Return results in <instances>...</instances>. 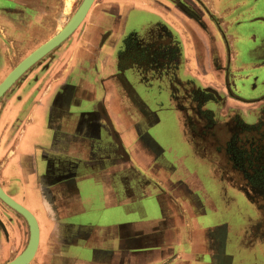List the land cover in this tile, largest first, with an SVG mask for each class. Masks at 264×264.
I'll return each mask as SVG.
<instances>
[{"label": "crops", "instance_id": "0c3cea01", "mask_svg": "<svg viewBox=\"0 0 264 264\" xmlns=\"http://www.w3.org/2000/svg\"><path fill=\"white\" fill-rule=\"evenodd\" d=\"M202 2L214 10L212 0ZM129 5L107 0L103 11L86 14L80 29L52 48L11 94L0 96V186L33 213L39 227L29 264H264V234L256 237L226 219L224 207L232 203L221 205V181L228 178L252 200L235 176H221L220 144L211 146L208 132L191 126L202 109L215 118L214 106L224 113L234 100L264 105V93L245 99L231 89L241 67L231 65L237 54L229 42L238 37L218 31L200 5L193 6L202 26L176 8L189 29L196 71L205 76L180 80L181 48L167 28L168 64L120 56ZM246 11L233 18L262 27L249 36L256 42L257 34L264 36V2ZM64 15V0H0V36L30 47L60 31ZM3 47L1 41L0 53ZM162 80L167 102L152 84ZM209 147L217 159L204 158ZM5 205L0 223L9 227H0V249L15 251L22 240L28 243L29 227ZM20 221L24 227H17ZM232 233L241 235L239 250L258 248L260 256L235 261L226 255ZM15 255L2 252L1 259Z\"/></svg>", "mask_w": 264, "mask_h": 264}, {"label": "rangeland", "instance_id": "374dc122", "mask_svg": "<svg viewBox=\"0 0 264 264\" xmlns=\"http://www.w3.org/2000/svg\"><path fill=\"white\" fill-rule=\"evenodd\" d=\"M64 1L65 19L61 22V25L66 24V22L70 19V17L78 9L79 5L82 2V0H67V3L66 0ZM128 1L130 3L129 6L131 9L129 10V19L126 23L127 26L125 27L126 34H129L133 31L137 32L140 35L153 30L155 28V25L159 23H161L162 26L166 25V28L173 33L175 39L179 42L181 48V63L179 69L175 74L179 77L180 80L184 81L188 79H198L200 78V76L203 77L204 74H198L196 71L195 63L197 61V58L195 56V48L193 46V42H189L192 49H190L188 46V42L186 39L188 36L186 35V33L188 34L189 29H187L180 17L177 16V12H175L176 8L180 9V5L177 2L174 3V1L176 0H170V2H172L174 5H171L168 2L169 0ZM181 1L182 0H180V2ZM237 1L239 0H212L214 10H209L201 0L200 3L202 6H200V10L202 12L204 11L203 13H206V17L212 22V24L218 31L221 29L224 34L238 37L236 38V40H231V44L229 42L232 56L234 52L237 54L236 58H234V56L231 57V65L234 63L235 67H241L240 71L233 73L235 76H237V79H234L236 87L232 86L231 89L235 92L236 95L238 94L239 97L250 99L258 94L264 93V68H256L258 66L264 67V63L261 64V62L264 61V36L260 35L263 36L260 37L257 34L259 39L256 42L251 41L249 38L250 34L253 32H260L262 27H257L256 25H254L256 27L255 28L254 26H251L245 21H242L241 24L235 23L236 21L233 18V15H236L237 13L241 12V14L243 13L245 16H247L249 15L246 11L247 6L261 5L264 0H242V2L240 3L242 4L241 6L236 5ZM104 2L105 0H94L92 3L93 9L90 15L94 14L96 9L97 11H100L102 6L105 4ZM188 13L189 16L193 15V17L191 18L198 22V25H203V18H201V14H199L201 12L198 13L194 6L188 7ZM196 16H200L199 21L194 18ZM261 18L263 19V17ZM195 26H197V24H195ZM60 28H62V26H59V30ZM202 32L204 31L202 30ZM220 35L221 38L225 41L223 35ZM208 36L209 34L204 32L205 42L210 40ZM20 42L24 41H18V43H16L15 41L5 39V43H3V45L6 49L4 50L5 52L2 54V62L0 63V79H2V77L16 63V61H18L25 54L21 53L25 49V47L23 48V44H20ZM257 64L258 66H256ZM249 65H255L256 67L250 68ZM211 75L212 74H209L210 77ZM165 80L168 81L170 80V78L167 77L165 78ZM152 84L153 87H157L159 90L162 89L163 96L165 97L164 100L165 102H167L168 96L165 90V87L167 85H164L166 84V81L162 80L161 82L158 81ZM180 91V95H182L184 92L183 87H180ZM239 100L240 101L234 100L236 102L228 104L226 112L224 113L222 111V106L225 107L226 105L221 103V113L218 111V107L214 106L215 119L221 122V124L225 123L226 119L228 120L229 116L232 117L235 114L239 115L235 117L236 120H228L229 124L226 126V128L220 129L219 134L221 136V142L226 140V145H229V143L234 146L238 145L239 150L235 151L234 148L232 150L233 153H230L234 156L233 161L240 162L241 167L244 170L252 169L254 171V174H256L255 178H259V182H264V119L261 122L256 121L261 118V114L264 111V105L258 106V104H256V106H252L253 103H247V101H242L241 99ZM169 104L168 106L166 105V107H169ZM224 117L226 119H224ZM246 130L250 132L246 133ZM229 132L230 134L233 133V136H230ZM239 134L247 136L246 139L240 137ZM203 143L206 145L205 141ZM210 145H218V142L215 141L213 144L210 143ZM219 146H221V144ZM208 151L209 152L204 151V158L210 160L217 159V150H215L213 147H209ZM224 160V156L221 152L222 164ZM222 164L221 176L226 177V169H222ZM225 179L226 181H221V189L223 187L224 189H226L225 195L221 193V205L226 206V203H232L230 207H224L225 209H227L226 219L229 220L231 223L235 224L236 226H242L243 228H245V230H248L249 233H252L254 236L261 237V233H264V227H251L255 226V219H260L262 216L260 214V211L256 208L257 203L249 202L247 199L244 198L243 195L241 196L239 194L240 192H238L236 188L232 187V184L228 182V178ZM0 205H2L3 208L6 207L7 209V206L3 202H0ZM0 214L2 215L1 211ZM20 223L21 224L17 227H24L21 221ZM0 227H9V225L8 223L6 224L5 221V223H0ZM240 236L236 237V234L234 233L230 235L229 241L227 242L225 247V250L227 251L226 255L230 257L231 255H233L235 261H239L240 258L244 259L246 256H249L251 258H257L258 256H260L258 248H254L253 250L247 248V250H239L235 244V241H237V239H241ZM232 241H234V243ZM18 244L19 247L15 251H12L11 248L7 251L5 249H0V264L7 262L5 261V259H1L2 252H7L8 254H10V256H12L13 254L18 255L26 247L27 238L22 240V242H19ZM17 255H15V257Z\"/></svg>", "mask_w": 264, "mask_h": 264}, {"label": "flooded vegetation", "instance_id": "af4514ba", "mask_svg": "<svg viewBox=\"0 0 264 264\" xmlns=\"http://www.w3.org/2000/svg\"><path fill=\"white\" fill-rule=\"evenodd\" d=\"M201 0H176L174 3H178L182 8L188 13V9L186 7H190L195 5H200ZM104 3H107V0H105ZM193 3V4H192ZM103 8V6H102ZM101 8V10H102ZM93 9V6L89 9L87 16L91 14V11ZM112 10V9H111ZM115 10V9H114ZM103 11V10H102ZM86 16V17H87ZM82 24H80L81 26ZM80 26H78L76 29H80ZM74 31H77V30ZM166 27L162 26L161 24L155 25V28L149 32L143 33L142 37L141 34L139 35L137 32H130L128 35H126L123 39V45H122V51L120 56L123 57L124 61L127 62V60H135L137 61L138 58L141 60H145L146 64H155L157 62H162L165 64H168L171 59V45L168 38V32L166 31ZM74 31L72 33H74ZM57 33V32H56ZM71 33V34H72ZM3 36V37H2ZM6 37L1 34L0 40L2 43H5ZM48 39H44L43 41H34V45H30V47H25V49L21 53H25L16 63L6 72V74L0 79V82L3 80V78L17 65L25 56H27L31 51H33L36 47H38L40 44L45 42ZM0 41V42H1ZM223 44L225 45L226 42L223 41ZM27 46V45H26ZM32 46V47H31ZM13 47V46H12ZM227 51V44L225 46ZM6 48L3 47L2 53H0V63L2 62V54L5 52ZM10 50V49H8ZM51 51L49 50L46 54H44L41 58H39L35 63L27 70L22 72L11 84L9 88H7L4 91V96H7L11 94V91L13 90V86L16 85V83L20 82L22 79H24V76L28 74L29 71H31L34 67H37L39 64L42 63L43 59L46 57V55H50ZM147 53V55H146ZM227 53V52H226ZM144 56V57H141ZM37 65V66H36ZM225 74V71H223ZM225 83V79L223 81ZM196 99V98H195ZM221 103H224L221 100ZM196 105V104H195ZM230 111V110H229ZM195 112L197 113V109L195 107ZM239 115L235 114L234 116H229L228 120H236L235 117ZM197 120H194L192 123V128L194 129H200L203 130L206 134L208 132L210 143H214L215 141L218 142V144H221V152L224 156V161L222 164V169H226L227 174H231L237 178L239 181V184L242 186V191L246 193L247 197L252 200L253 203H257L256 208L260 211V214L262 215L260 219H256L255 221V227L260 226L262 223H264V182H259V178L256 179L254 174V171L252 169H243L241 167L240 162L233 161V155L230 153H233V149L239 150L238 145H232L229 143V145L225 144V141L221 142V136L219 134L220 129L226 128V126L229 124V121L226 119L225 123L219 122L217 119L214 118V112L212 110H209V108L202 109V115ZM264 119V111L261 114V118H259L258 122H261ZM254 131V130H252ZM250 131L246 130V133H249ZM244 133V134H246ZM230 134V132H229ZM230 136H233V133L230 134ZM240 137H243L246 139L247 136H243V134H239ZM201 138V137H200ZM202 139H200V142ZM203 142V141H202ZM244 150V149H243ZM261 204V205H260ZM264 233H261V235Z\"/></svg>", "mask_w": 264, "mask_h": 264}, {"label": "water", "instance_id": "95a60500", "mask_svg": "<svg viewBox=\"0 0 264 264\" xmlns=\"http://www.w3.org/2000/svg\"><path fill=\"white\" fill-rule=\"evenodd\" d=\"M93 1L94 0H82L78 9L73 13V15L70 17V19L66 22V24L60 31H58L53 35V37L36 47L27 56H25L17 65H15V67L0 82V96L22 72H24L30 65H32L49 50L58 45L75 30V28L84 18ZM0 199L9 207L21 214L27 221L29 227V240L24 250L12 260L2 264H29V262L34 257L39 242V227L37 220L31 211H29L25 206L10 197L1 186Z\"/></svg>", "mask_w": 264, "mask_h": 264}, {"label": "bare ground", "instance_id": "6f19581e", "mask_svg": "<svg viewBox=\"0 0 264 264\" xmlns=\"http://www.w3.org/2000/svg\"><path fill=\"white\" fill-rule=\"evenodd\" d=\"M90 7H91V6H90ZM90 7H89V9H90ZM89 9H88V10H89ZM87 12H88V11H87ZM86 14H87V13H86ZM86 14H85V16H86ZM85 16H84V18H85ZM84 18H83V19H84ZM83 19H82V21H83ZM82 21H81V22H82ZM81 22L79 23V25L81 24ZM79 25H78V26H79ZM78 26H77V27H78ZM77 27H76V28H77ZM76 28H75V29H76ZM69 35H70V34H69ZM51 37H53V36H51ZM51 37H50V38H51ZM50 38H49V39H50ZM3 93H4V92H3Z\"/></svg>", "mask_w": 264, "mask_h": 264}]
</instances>
